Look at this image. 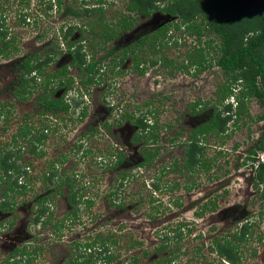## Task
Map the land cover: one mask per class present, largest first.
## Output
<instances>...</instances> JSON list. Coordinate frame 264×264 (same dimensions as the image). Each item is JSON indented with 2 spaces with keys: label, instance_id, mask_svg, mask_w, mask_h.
Here are the masks:
<instances>
[{
  "label": "rangeland",
  "instance_id": "rangeland-1",
  "mask_svg": "<svg viewBox=\"0 0 264 264\" xmlns=\"http://www.w3.org/2000/svg\"><path fill=\"white\" fill-rule=\"evenodd\" d=\"M75 1L79 3L81 0ZM172 1L159 0V5L165 6ZM64 2L73 4L70 0ZM87 2L94 4L96 0ZM126 3L127 0H104L102 6L106 19H113L117 12L128 14L124 7ZM45 5L46 0H0V15L4 17L9 36L15 43L10 55L0 56V104L4 103L9 110L7 118L0 120V148L10 142L12 134L24 124L31 125L35 130H40L43 123H51L56 128V131H52L53 127L49 131V138L43 146V156L30 154L26 141H19L23 150L19 164L29 167L21 178L26 189L13 195L15 204L12 210L0 211V264L18 244L27 245V250L38 247L33 259L24 257L25 264H66L76 241L85 242L86 238L93 241L99 232L103 237L109 236L116 240V244L111 247L114 259L110 264H117L118 260L130 264L134 253L135 264H165L164 258L173 250L178 264H221L211 249L214 237L238 233L240 224L245 222L252 224L251 234L246 235L247 241L240 242L241 257L236 264H264V190L254 185V167L251 160H246L248 148L256 145L264 132V101L260 102L254 96L245 99L246 112L241 113L235 126L230 120L224 134L202 139L205 155L213 163L209 172H187L178 168L183 163V143L189 129L205 120L214 111L213 107H217L220 101L219 87L226 85L227 78L214 64L203 70H197L194 66L177 68L176 65L181 62L186 64L188 54L197 46L203 47L209 38L216 37V41L220 42L218 34L209 33L202 25L201 42L198 43L200 38L196 28L187 27L179 17L164 12L139 15L137 25L126 31L118 43L123 45L131 42L135 37L154 32L167 23V46L159 48V51L154 52L156 54L153 48L135 51L139 60L145 59L142 64L147 66L141 74L128 59L119 65L118 68L124 70L119 74L109 71V65L106 64L108 73L104 74L105 81L89 87L74 113H58L59 117L69 116L62 121L59 117L39 114L38 102L34 99L36 89L27 101H20L12 94L13 88L10 86L16 57L35 51L49 38L59 35L60 26L74 22L55 6L50 13H44ZM27 13L30 20L21 21L22 15ZM253 16L250 14L247 18ZM194 20L199 24L201 18L198 16ZM82 22L78 21V24L82 25ZM176 22H179L178 27ZM81 35L76 29L70 39L76 40ZM85 36L91 50L88 52L87 49L89 60L97 59L114 46V42L103 43L95 34ZM60 48L65 51L66 45L60 44ZM209 52L210 58L214 54L213 49H209ZM157 56L173 60L175 67L161 61L150 65V60ZM211 61L214 62L213 59ZM55 65V61L51 62L46 71L54 72ZM73 69L69 72H73ZM77 86L78 82H74L73 87ZM41 90V86L37 87V91ZM233 92L237 96L240 94L238 88ZM73 95V89L67 92L68 97ZM228 100L231 102L235 98L232 96ZM195 101L206 104V107L196 108L193 112L190 105ZM82 107H86L87 111L84 122V119H78ZM149 107L156 109V119L153 121L158 123L159 139L156 143L150 142L145 149L159 146V150L147 168L136 167L137 162L141 161L139 153L131 155L129 163H121V166L113 168L114 159H111L110 154H116V146L125 148L132 132L130 126L121 136L118 132L117 138L112 137L114 143L106 134L99 135L100 131L91 135L87 144H83L88 154L76 148L77 142L82 140L79 135L82 130H87L85 124L90 119L94 120L91 123L94 124L99 117H106L107 124L115 125L121 113L132 112L134 116H141ZM168 123L171 128L166 127ZM106 133L109 134L108 131ZM173 137L175 143L171 144L170 139ZM133 150L127 157L133 154ZM258 155L256 158L262 160V151L259 149L256 150ZM51 163L57 168V176L65 178L69 175L74 178V185L84 186L85 195L92 197L90 205H77L73 224L68 220L70 214L65 198L67 185H61L62 194H59L54 190L57 177L52 183H44V173L51 170ZM191 183L196 186L188 187ZM118 185L120 190L117 189ZM115 189L120 194L118 197L110 193ZM50 190V199L47 200L50 203L46 204L52 210L51 223L65 221L60 234L50 227L51 223L43 226L34 222L38 209L36 198ZM213 198H216V211L202 210V206L209 204V199ZM119 202L123 205L115 207L114 203ZM179 231L182 233L180 240L173 239L168 242V248L158 249L165 235L172 236ZM228 238L234 241L233 235ZM134 241L136 245L131 246ZM92 252L95 254L97 250L92 249Z\"/></svg>",
  "mask_w": 264,
  "mask_h": 264
},
{
  "label": "trees",
  "instance_id": "trees-1",
  "mask_svg": "<svg viewBox=\"0 0 264 264\" xmlns=\"http://www.w3.org/2000/svg\"><path fill=\"white\" fill-rule=\"evenodd\" d=\"M172 1V0H171ZM56 2V3H55ZM73 4H67L64 0H46L44 13H50L55 6L65 17H71L74 22H67V24L60 26L59 35L53 36L51 43L52 48L39 54L37 51L27 53L23 58L16 59L13 62V72L15 79L13 80L12 94L20 101L28 100L36 89L38 97L39 114L48 117V113L66 112L69 108V104L64 100V95L60 98L54 97L56 88H61L63 85H67L69 88L71 84V78H66V66L64 65L59 69L58 73H49L46 71V67L50 62L55 60L62 50L60 48V41H66V52L70 55V64L84 67L83 82L85 84L99 83L98 73L100 72L103 61L106 57L114 53V48H109L102 58L88 60L87 54L81 50L82 46L79 45L72 49V42L68 41L69 36L73 34V31L78 29L82 34H95L98 38L102 39L103 43H109L113 39H117L121 35L122 30L131 28L135 15H151L155 12H164L172 16L179 17L186 23L187 27L196 28V31L201 37L202 25L203 29L209 33L218 34L220 42L216 41V37L209 38L205 42L203 47L197 46L187 56L186 64L181 62L180 65H176L177 68L194 66L197 70H203L210 67L212 64L218 66L220 70L224 72L227 78L226 85L219 87V103L214 111L209 115L208 119L193 128L189 142L185 148L184 162L178 168L187 172H197L200 169L205 171L210 168V159L204 158L205 147L200 143L205 135L209 132H213L216 136L222 135L227 130L226 125L231 120L235 126L240 118L241 113H245V99L249 100L253 96L258 100L264 101V0H173L165 6L159 5V0H127L125 9L128 14L114 15V18L107 20L105 16V9L102 4L104 0H96L94 4H89L87 0H81L76 3L75 0H70ZM28 4V3H27ZM97 4V5H96ZM120 14V15H119ZM253 14L252 17H248ZM27 14H23L21 21L27 22L29 19ZM201 18L199 24L194 19ZM247 18V19H246ZM83 19H85L83 21ZM30 20V19H29ZM194 20V21H193ZM78 21L83 24H78ZM192 22V23H191ZM168 24H163L162 27L152 32L147 36H143L136 40V48H133L129 54H124L120 61L116 60L113 63L112 71L114 68L121 65L125 58L131 57L134 67L141 74L144 73L147 66L142 64L144 60H139L137 54L138 49L153 48V53L159 51L161 47H166L168 44ZM176 26H179V22H176ZM10 32L4 22V17L0 15V56H8L13 51L15 43L13 38L9 36ZM68 41V42H67ZM56 42V43H55ZM201 42V38L198 43ZM72 44V45H71ZM45 48V47H44ZM41 48V49H44ZM102 48H106L103 46ZM55 51H54V50ZM209 49H213V55L208 57ZM43 51V50H42ZM156 54V53H154ZM95 56V55H92ZM211 59L214 60L211 61ZM158 61L163 64L175 67L173 60L168 59L165 56H157L155 59L150 60V65H155ZM57 77L58 83L56 84L55 78ZM42 87L41 91H37V87ZM238 88L240 94L237 96L234 94V89ZM234 97V101H229V97ZM227 100L226 104L224 101ZM147 106L148 103H145ZM196 104H202L201 102H193L190 105L191 110L194 112ZM5 104H0V120L7 118L8 109L5 108ZM222 108H221V107ZM202 108L206 107V104H202ZM220 107V108H218ZM119 124L123 119L134 118V124L140 130L134 137L133 141L139 142L143 138L144 144L156 143L159 139L158 123L148 122L147 115L155 117L156 109L149 107L145 113L141 116L135 117L133 113L123 112ZM85 111L81 112L84 115ZM122 114V113H121ZM54 116V115H51ZM51 123H43L41 129H34L29 124L22 125L16 133H13L10 142L3 144L0 148V189L2 199H0V210H12L15 204L14 196L20 192H24L26 187L23 184L20 177L26 173L27 168L19 164L21 159L22 149L19 144L20 140L26 141L28 145V151L34 156H43L45 151L42 148V143L47 139ZM201 134V135H200ZM150 140V141H149ZM174 140V138H172ZM84 142L80 141L77 144V149H82V153L85 154ZM264 150V135L261 140L251 148L247 159H251L252 163L255 161L256 150ZM143 157L149 164L154 157L158 154L159 147L155 146L153 149H145ZM253 155V156H252ZM118 162H122V154L119 155ZM177 164V162L175 161ZM51 170L48 174H44V183H52L54 178L57 177L54 183V190H57L59 194H62L61 185L67 184L68 192L66 193L68 204L71 205L72 211L76 216L77 205L82 201L80 191L82 186L74 185V178L69 175L66 177L57 176V168L54 167V163H51ZM255 184L264 182V163H258L254 169ZM157 188L156 184L154 183ZM196 186L195 183H191L188 187ZM42 194L38 199V209L34 216V220L37 222L48 210L47 199H50L49 192ZM11 193V195H9ZM86 203H91V200H86ZM46 204V205H45ZM203 209H211L209 204H204ZM203 212V211H202ZM201 212V213H202ZM200 213V214H201ZM198 214V215H200ZM52 215V211L49 216ZM62 222L56 226L62 227ZM252 224L247 222L243 223L240 227L239 233H233L234 241L224 238V240L214 239L213 247L217 251L219 257L226 258L231 263H238L241 257L240 242L247 241L246 235L251 234ZM182 233L176 232L172 236L165 235L163 243L158 249H166L170 246L168 242L171 240H180ZM100 238V237H99ZM97 238L100 243V249L97 250L96 256L104 254L107 260H112V252L109 250V246L106 242H103ZM104 240V239H103ZM108 239L106 238L105 241ZM103 242V243H102ZM114 244L116 240H111ZM102 243V245H101ZM86 246L93 247V243H86ZM27 245L17 247L13 249L11 254L6 258L5 264H25V256L33 259L36 255L37 248L27 250ZM174 251L169 252L164 258L165 264H178L176 262L177 255ZM107 252V254H106ZM90 259L92 260L93 253L90 252ZM13 260H8L9 258ZM17 257V258H15ZM26 258V257H25ZM24 259V260H23ZM30 259V260H31ZM90 259L87 261L90 263ZM29 261V259H27ZM125 260L120 261L117 264L124 263ZM136 258L132 257L130 264H135ZM152 264V263H149Z\"/></svg>",
  "mask_w": 264,
  "mask_h": 264
},
{
  "label": "flooded vegetation",
  "instance_id": "flooded-vegetation-1",
  "mask_svg": "<svg viewBox=\"0 0 264 264\" xmlns=\"http://www.w3.org/2000/svg\"><path fill=\"white\" fill-rule=\"evenodd\" d=\"M97 5V4H96ZM127 13H128V11H127ZM139 16V15H138ZM137 15H135V17H134V21H133V23H132V25H131V28H128V29H124V30H122V33H121V35H119L118 37H117V39H113V40H111L112 42H114V46H113V48H114V53L112 54V55H110V56H108V57H106L105 58V60L103 61V66H101V68H100V72L98 73V80L100 81L98 84L97 83H90V84H85V82H83V81H81V80H83V75H84V73H83V71H84V67H81V68H79L78 66H74V65H72V64H70L69 62H70V60H71V57H70V55L69 54H67V52H66V50L64 51L62 48V50L64 51H61L58 55H56V57H55V68H56V70L54 71L55 73H58L59 72V69H61L64 65H67L66 66V78H71V84H70V86H69V88L67 87V85H63L61 88H56V90H55V93H54V97H56V98H60V96L61 95H64V100L70 105L69 106V108H68V110L66 111V112H56V113H52V111H51V113H48V115H54L55 116V118L57 117H59L57 114L58 113H61V114H63V115H65V114H67V113H69V112H71V113H74L75 111H76V109L78 108V107H80V103H81V99H83L85 96H86V93H88V90H89V87L90 86H93V85H100L102 82H104L105 81V79H104V74H106L107 75V71H106V69L105 68H107V66H106V64L107 65H109V71H112L111 69H112V65H113V63H114V61H116V60H119L120 61V58L124 55V54H129L131 51H132V49L133 48H136V40L138 39V38H141V37H143V36H147V35H149V34H151V33H148V34H141V35H139V36H137V37H135L131 42H126V43H124L123 45H121V44H119L118 42H120L119 41V38L126 32V31H129V30H132V29H134V27L137 25V17H138ZM140 16H143V15H140ZM165 24H167V23H165ZM163 26V24L160 26V27H162ZM159 27V28H160ZM78 30V29H77ZM156 31V30H155ZM80 32V31H79ZM70 37L71 36H69V38H68V41H71L72 42V49H74V48H76L77 46H79V45H81L82 46V48H81V50L82 51H86V54H87V49H88V51H89V47H90V45L88 44V41H87V37L84 35V34H82L81 35V37L80 38H78V39H76V40H72V39H70ZM52 39H53V37H51ZM51 38H49L46 42H44L43 43V45L41 46L40 45V47H38L35 51H37V52H39V54H41L42 52H45V51H47L48 49H50V48H52L49 44L51 43V41H52V39ZM67 41V42H68ZM61 43L60 44H62V45H66V47H67V44H66V41H60ZM45 47V48H44ZM41 48H44V49H41ZM41 50H43L42 52H41ZM45 50V51H44ZM54 50V49H53ZM55 51V50H54ZM41 52V53H40ZM28 53H30V52H28ZM64 53V54H63ZM106 53V52H105ZM27 54V53H26ZM26 54H23V55H21V56H18V57H16V58H18V59H21V58H23ZM62 54V55H61ZM105 55V54H104ZM104 55H101L100 57H98L97 59H99V58H102ZM87 56H88V54H87ZM1 57H6V56H2L1 55ZM120 57V58H119ZM129 60V61H132V59H131V57H127V58H125L124 59V61L125 60ZM57 60V61H56ZM88 60H89V56H88ZM124 61H123V63L122 64H124ZM53 62V61H52ZM51 63V62H50ZM49 63V64H50ZM121 64V65H122ZM131 65L133 66V68L136 70V67H134V64H133V61L131 62ZM57 67H59V68H57ZM118 67H120V66H118ZM118 67H115L113 70H114V73H116V74H119V73H121V72H123L124 70H122V69H120V68H118ZM71 68H74L73 69V72H69V70L71 69ZM75 74V75H74ZM11 75H12V77H13V79L11 80V82H10V86L13 84V80L15 79V76H14V72H13V69L11 70ZM76 77H78V80H76ZM55 80H56V84L58 83V80H57V77L55 78ZM76 80V81H75ZM74 82H78V86L77 87H73V85H74ZM12 87V86H11ZM74 90V92H75V95H73V96H71V97H68L67 96V92L68 91H71V90ZM67 96V98H65ZM36 101L38 100V97H37V95L35 96V98H34ZM69 100H71V101H69ZM27 101V100H26ZM71 102V103H70ZM196 102V101H195ZM202 104H196V108L199 110V109H203L202 107ZM6 107V106H5ZM205 108V107H204ZM82 111H85V114L84 115H81V113L79 114V116H78V119H84L82 122H84L86 119H87V116H86V113H87V111H86V107L83 109V107L81 108V112ZM212 111V110H211ZM132 113V112H131ZM212 112H210V114H211ZM124 113H122V114H120V116H119V118L117 119V120H115V125H109V124H107V118L106 117H103V118H101V117H99V119L97 120V121H95L94 122V124H91L94 120L93 119H90L89 121H87L86 122V124H85V128L88 130H86V131H81V134L79 135L80 137H79V139H82V140H80V141H82V142H84V144L86 143L87 144V142H88V140L90 139V138H92L91 137V135L93 136L94 134H96V132H98V131H100V132H98V134L100 135L101 133H104V134H106L109 138H110V140H111V142L112 143H114L113 141H112V137H114V138H117L116 136H117V133L118 132H120L119 134V136H121L123 133H124V130L125 129H127L128 128V126H130V130L132 131V132H130V134H129V139H128V143H126L127 145H125V148L124 147H120V146H116L117 148H116V154H110L111 156V159H114L113 160V163H112V165H113V168H117L118 166H121V163H129L130 162V160H131V155H136V154H140V158H141V161H139V162H137V164H136V167H144V168H147L150 164L148 163V162H146L145 161V159H144V157H143V153H144V147H146V145H148V144H144V140H146L145 138H143L141 141H139V142H136V141H133L134 140V137H135V135L140 131L139 129H138V127L134 124V121H135V119L134 118H131V119H123L122 120V123L121 124H119V121H120V119H121V116L123 115ZM209 114V115H210ZM86 116V117H85ZM155 116V115H154ZM135 117H137V116H135ZM148 117H151V118H148ZM209 117V116H208ZM208 117L206 118V119H208ZM51 118H53V116L51 117ZM66 118H69V116H67V117H63V116H60L59 117V119L60 120H62V121H64V120H67ZM147 118H148V122H154L153 121V119L155 118L156 119V116L155 117H153L152 115H147ZM205 119V120H206ZM205 120H203V121H200V122H197L196 124H194L193 126H192V128H190L189 129V132L187 133V138H186V140H185V142L183 143V156H185V148H186V146H187V143L189 142V136H190V134H191V132H192V130H193V128H195L197 125H200L202 122H204ZM73 121V120H72ZM55 124V123H54ZM89 124H91L90 126H89ZM130 124V125H129ZM109 126V127H108ZM52 127H53V125H51V128L49 129V131H51V129H52ZM166 127L167 128H171L172 126H171V124L170 123H168L167 125H166ZM49 131H48V133H49ZM52 131H56V128L55 127H53V129H52ZM106 131H108V133L109 134H107L106 133ZM126 133H128V132H126ZM179 134L181 133V132H178ZM178 134V135H179ZM132 135V136H131ZM201 135V134H200ZM264 135V132L262 133V135L260 136V138L258 139V141H257V143L261 140V138H262V136ZM125 136V135H124ZM130 136H131V139H130ZM207 136H211V137H213V136H216L213 132H209V133H207L206 135H205V138L207 137ZM49 138V135H48V137H47V139ZM174 138V137H173ZM47 139H45V140H47ZM45 140L43 141V143H42V148H43V146H44V143H45ZM80 141H78V142H80ZM78 142H77V144H78ZM170 143L171 144H173V143H175V141L174 140H172V138L170 139ZM200 143L202 144V140L200 141ZM256 143V144H257ZM77 144H76V148H77ZM204 145V144H203ZM255 146V145H254ZM254 146H251V148L252 147H254ZM22 147V146H21ZM159 147V146H158ZM127 148L129 149V150H127ZM251 148H248V155H249V151H250V149ZM131 149H134L133 151H132V153L133 154H130V156H128L127 157V155L129 154V152H130V150ZM27 150H28V148H27ZM86 151V154H88V150L87 149H85ZM260 150V149H259ZM262 151V156H261V158H263L262 160H260L259 158H256V157H259L260 155H258V156H256V153H255V161H253V163H252V167H254V169L256 168V166L258 165V163H264V150H261ZM22 152H23V150H22ZM122 154V159H123V161L122 162H118V160L120 159V157H119V155H121ZM123 155H124V158H123ZM247 155V156H248ZM253 156V155H252ZM204 158H206V159H208L207 157H206V155L204 154ZM130 159V160H129ZM184 159V158H183ZM102 160H105V158H103ZM246 160H247V158H246ZM249 160H251V159H249ZM152 162H153V160H152ZM151 162V163H152ZM183 162H184V160H183ZM252 162V161H251ZM255 162H256V164H255ZM183 164V163H182ZM181 164V165H182ZM100 165H101V163H100ZM110 165V164H109ZM180 165V166H181ZM210 168H209V170H207L206 172H209L211 169H212V166H213V163H210ZM26 168H27V170L29 169V167L28 166H25ZM55 167V166H54ZM51 169V168H50ZM254 169H253V172H254ZM199 170H204V169H200V167H199ZM198 170V171H199ZM205 171V170H204ZM45 173H47L48 174V171L47 172H45ZM44 173V174H45ZM252 174H254V173H252ZM22 177H24V175L22 176ZM22 177H20V179L22 178ZM253 181H255V177L253 178ZM85 183V182H84ZM67 185V184H66ZM254 185H256L255 184V182H254ZM68 186V185H67ZM256 186H261V188H262V190H264V182H262V183H259L258 185H256ZM68 188V187H67ZM117 189L118 190H120V186L118 185L117 186ZM1 191H2V189H0ZM84 190H85V188H84V186H82V190L80 191V193L82 194L81 195V199H82V201L83 202H81L82 204H84V206L86 207L87 205H90L91 203H92V197L90 196V195H85V192H84ZM118 190H113V191H111L110 193L111 194H114L115 196H119L120 194L117 192ZM46 192V191H45ZM44 192V193H45ZM67 192H68V190H67ZM110 194V195H111ZM41 196L42 195H39L38 196V198H36V202L39 204V201H41V199L38 201V199L39 198H41ZM110 197V196H109ZM116 197V198H117ZM65 198L67 199V196H66V194H65ZM0 199H2V195H1V197H0ZM47 200H49V199H47ZM47 200H46V202H47ZM86 200H91V203H89V204H87L86 203ZM110 201H112L111 199H110ZM206 201H208V200H206ZM114 202H115V200H114ZM47 203H50V202H47ZM208 203H209V205H210V207H211V212H214V211H216V209H217V204H216V198H213L212 200L211 199H209V201H208ZM67 204H68V201H67ZM80 204V203H79ZM114 205H115V207H117V208H120L123 204H122V202H119V203H114ZM38 207V206H37ZM68 213L70 214V218L68 219V220H70L71 221V223L70 224H73L74 222L72 221L73 219H75L76 218V216L74 215V212L72 211V208H74V207H72L71 205H69L68 204ZM204 206H202V208H203ZM0 211H2V212H9L10 210H6V211H4V210H0ZM51 209H50V207L48 206V210H47V212H45L43 215H41V217H40V220L39 221H37V222H39V223H41L43 226H45V225H47L48 223H51V216H49L50 215V213H51ZM37 212V211H36ZM36 212H35V214H36ZM69 214H68V216H69ZM243 220H245V219H243ZM242 220V221H243ZM34 222H36V221H34ZM64 222V223H63ZM62 223V227H60V228H57L56 226H58V224L60 223V222H55L54 224H52V226H50V227H52L53 229H54V231H56V232H58V234H60V232L62 231V229H64V227H65V221H63ZM66 224H69V223H67V221H66ZM243 223H241L240 224V227H241V225H242ZM11 225H12V223H11ZM72 226H70V228H71ZM240 227H239V231H240ZM239 231H238V233H239ZM101 235H103L101 232H99V233H97L94 237H93V241H90V239L89 238H86V240H85V242H75V248H74V251L70 254V256H69V258H68V262L66 263V264H79V262H81V263H85V264H110V262L112 261L113 262V259H114V255H112L113 256V259L112 260H107L104 256V254H102V255H99L100 257H97L96 256V253L94 254V252H92V249H94V250H96V249H100V243L97 241V238H99L100 240H102L103 242H106V244L109 246V250L110 251H112V249H111V247H113L115 244H116V242L113 244L112 242H111V240H113L111 237H109V236H105V237H103V236H101ZM232 234H230V233H228L227 234V236H221V235H219V236H216V237H214V239H219V240H224V238H228V237H230ZM104 238V240H103V238ZM106 238L108 239L107 241H105L106 240ZM229 239V238H228ZM229 240H231V239H229ZM72 242V241H71ZM70 242V243H71ZM93 243V247H91V249H89V247L90 246H86V243ZM102 242V243H103ZM102 243H101V245H102ZM96 244V245H95ZM19 245V244H18ZM18 245H16L13 249H15V248H17V247H19ZM134 245H136V242L134 241V243H132V245L131 246H134ZM22 246V245H21ZM24 246V245H23ZM96 249H95V248ZM37 248V250H38V247H36ZM13 249L9 252L10 254H11V252L13 251ZM79 249V250H78ZM211 249H212V251H214L215 252V254L217 255V257L220 259V261H221V264H236V263H231V262H229L226 258H224V257H219V255H218V253H217V251L215 250V248L213 247V243L211 244ZM87 250L88 251H90V252H92L93 253V256H92V260L90 259V252L88 253L87 252ZM9 254V255H10ZM106 254H107V252H106ZM8 255V256H9ZM135 255V253L134 254H132L131 255V257H133ZM13 258L14 257H12V258H10L11 260H13ZM15 258H17V257H15ZM90 259V263H88L87 261ZM120 261H122V260H118L116 263H119ZM5 262V261H4ZM3 264H5V263H3ZM63 264V263H62Z\"/></svg>",
  "mask_w": 264,
  "mask_h": 264
}]
</instances>
